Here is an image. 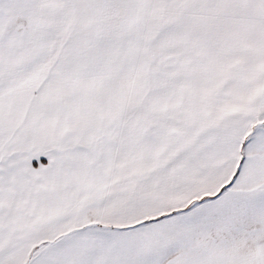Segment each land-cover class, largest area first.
<instances>
[{
	"label": "snow or ice",
	"instance_id": "obj_1",
	"mask_svg": "<svg viewBox=\"0 0 264 264\" xmlns=\"http://www.w3.org/2000/svg\"><path fill=\"white\" fill-rule=\"evenodd\" d=\"M0 264H264V0H0Z\"/></svg>",
	"mask_w": 264,
	"mask_h": 264
}]
</instances>
